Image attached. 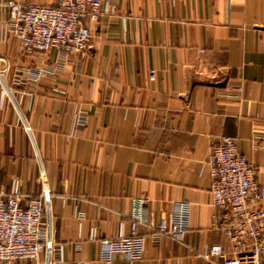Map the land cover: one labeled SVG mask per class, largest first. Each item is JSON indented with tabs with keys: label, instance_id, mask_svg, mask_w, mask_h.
Listing matches in <instances>:
<instances>
[{
	"label": "crops",
	"instance_id": "1",
	"mask_svg": "<svg viewBox=\"0 0 264 264\" xmlns=\"http://www.w3.org/2000/svg\"><path fill=\"white\" fill-rule=\"evenodd\" d=\"M55 5V0H13ZM0 0V196L45 194L52 244L11 264H219L210 147L235 138L264 185V0H106L86 51H27ZM38 73L40 75L38 76ZM153 73L154 78H151ZM188 204V230L100 259ZM1 264V263H0Z\"/></svg>",
	"mask_w": 264,
	"mask_h": 264
},
{
	"label": "built area",
	"instance_id": "2",
	"mask_svg": "<svg viewBox=\"0 0 264 264\" xmlns=\"http://www.w3.org/2000/svg\"><path fill=\"white\" fill-rule=\"evenodd\" d=\"M106 0H55V5H20L9 0L8 24L27 51L46 52L55 48L62 53L84 52L91 32L85 20L96 22L103 14ZM40 73H38V76ZM151 78H154L153 73ZM214 207L223 216L213 217L214 227L221 230L227 244H213L201 254L219 264H264V185L257 179V169L238 148L235 138L223 136L212 143L208 158ZM45 194L29 198L18 190L0 196V263L38 260L49 240L44 223ZM144 200H137L131 215L129 236L100 241L99 256L112 262L117 253L136 259L141 256L146 238L153 242L163 236L188 230V204L179 206L170 222L148 223V234L140 235ZM52 247L61 251V246Z\"/></svg>",
	"mask_w": 264,
	"mask_h": 264
}]
</instances>
